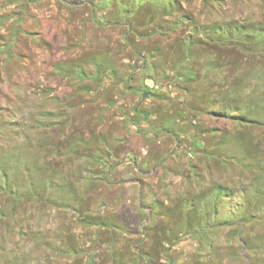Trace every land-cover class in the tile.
<instances>
[{"label":"rangeland","instance_id":"1","mask_svg":"<svg viewBox=\"0 0 264 264\" xmlns=\"http://www.w3.org/2000/svg\"><path fill=\"white\" fill-rule=\"evenodd\" d=\"M0 264H264V0H0Z\"/></svg>","mask_w":264,"mask_h":264},{"label":"trees","instance_id":"2","mask_svg":"<svg viewBox=\"0 0 264 264\" xmlns=\"http://www.w3.org/2000/svg\"><path fill=\"white\" fill-rule=\"evenodd\" d=\"M140 2H143L144 0H139ZM237 119H240L241 121H244L246 123H257L256 120H253L249 117H247L246 115H242V116H238L236 117Z\"/></svg>","mask_w":264,"mask_h":264},{"label":"water","instance_id":"3","mask_svg":"<svg viewBox=\"0 0 264 264\" xmlns=\"http://www.w3.org/2000/svg\"><path fill=\"white\" fill-rule=\"evenodd\" d=\"M146 95V94H145Z\"/></svg>","mask_w":264,"mask_h":264}]
</instances>
